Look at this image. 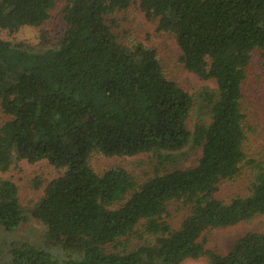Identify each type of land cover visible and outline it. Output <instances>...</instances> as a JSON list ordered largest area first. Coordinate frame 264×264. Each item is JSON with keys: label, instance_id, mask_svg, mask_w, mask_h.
<instances>
[{"label": "trees", "instance_id": "trees-1", "mask_svg": "<svg viewBox=\"0 0 264 264\" xmlns=\"http://www.w3.org/2000/svg\"><path fill=\"white\" fill-rule=\"evenodd\" d=\"M57 2L0 0V30L42 25ZM132 4L175 37L185 69L215 80L217 91L201 94L209 123L188 128L194 99L155 47L117 40L105 16ZM60 11L55 39L0 37V224L44 225L40 241L12 244L11 264H264V231L226 253L205 245L207 231L264 213V121L250 109L260 102L264 118V0H65ZM188 144L201 149L195 164L164 167ZM92 152H152L160 168L141 179L119 165L96 172ZM22 159L64 168L28 208L2 176ZM245 167L246 188L219 196Z\"/></svg>", "mask_w": 264, "mask_h": 264}, {"label": "rangeland", "instance_id": "rangeland-1", "mask_svg": "<svg viewBox=\"0 0 264 264\" xmlns=\"http://www.w3.org/2000/svg\"><path fill=\"white\" fill-rule=\"evenodd\" d=\"M65 0H58L56 6L51 11V16L39 26L24 25L15 31L8 29L0 30V37L10 41H25L37 43L45 35L47 38L55 39L63 33L65 22L63 13L60 11ZM106 22L111 25L113 32L119 42L129 45L135 40H140L148 46L157 49L158 57L163 65L165 74L175 79L194 99L193 107L187 119L188 128L192 131L199 122L209 123L211 113L206 102L202 99V93L209 91L215 93L217 85L214 79H203L194 72L185 69L179 62V46L175 37L165 31L157 29V19H149L137 4H132L126 9L115 10L105 16ZM257 63V56L254 59ZM254 70L260 72L261 68L255 66ZM260 102H252L251 115L260 122L264 121ZM5 116L0 112V120ZM261 139L260 150L264 152V142ZM201 154V149L188 144L180 151L172 153V157L167 159L164 167H184L195 164ZM89 164L96 172H102L111 166H122L130 173L141 178L152 175L156 168H160L156 156L152 152L138 153L131 156H105L100 152H92L89 155ZM161 164V165H162ZM64 168H56L46 159L36 162H28L25 159L16 164L2 174L3 177L12 179L19 188V196L25 208L32 206L41 196L46 183L53 177L61 174ZM248 168H244L240 175L232 180L223 181L220 185L218 195L229 198L241 192L248 185ZM172 210V216L168 219L173 223L179 221L181 213ZM44 225L34 218H28L22 222L15 230H8L0 224V264H11L10 247L12 244H19L24 241L38 242L41 240ZM249 230L264 231V213L258 214L246 221H240L234 225L212 229L205 233V245L214 248L220 253H226L231 244L239 236ZM183 264H208L205 257L188 258Z\"/></svg>", "mask_w": 264, "mask_h": 264}]
</instances>
